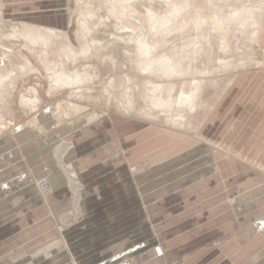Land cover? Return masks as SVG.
Listing matches in <instances>:
<instances>
[{
    "label": "rangeland",
    "instance_id": "1",
    "mask_svg": "<svg viewBox=\"0 0 264 264\" xmlns=\"http://www.w3.org/2000/svg\"><path fill=\"white\" fill-rule=\"evenodd\" d=\"M0 77L3 194L25 195L26 176L39 185L65 166L76 189L60 156L73 140L109 151L107 182L125 186L128 173L150 169V200L154 181L169 189L155 217L118 220L126 225L90 246L63 243L78 205L51 228L39 203L25 219L33 264H236L228 246H264L254 234L239 240L232 216L240 203L264 216V0H0ZM211 160L219 170L208 179ZM191 180L199 190L185 192Z\"/></svg>",
    "mask_w": 264,
    "mask_h": 264
},
{
    "label": "crops",
    "instance_id": "2",
    "mask_svg": "<svg viewBox=\"0 0 264 264\" xmlns=\"http://www.w3.org/2000/svg\"><path fill=\"white\" fill-rule=\"evenodd\" d=\"M66 143L67 144L61 145L62 148H60V152L62 155L60 154V156H63V158L66 156L67 159L71 161L67 166H70L75 171L77 179V185L75 186L76 190L70 183L65 165H63V167L65 166V173L61 174L60 178L57 180L49 178V182L53 189L46 195L41 193L39 185L36 182L37 179L41 178V176L38 175L35 177V180H33V178L31 179V175L30 180L26 176L24 181H27V184H25L27 186V193L25 195H18L15 193L3 194L6 188H0V260H6L3 254L8 252V250H17L19 252L25 250L20 255L16 257L13 256V260L11 261L14 262V264H33V254H31L33 252V246H35L33 244V216H31L28 222H26L25 219L27 215L33 214V207L37 206L39 203L45 204L49 210V212L41 218L42 220L40 219L39 223H50L51 228H53V219H57V221L62 219L63 222L65 219L69 221L73 215L71 208H73L74 204L75 206L78 205V209L73 215V220L76 219L75 216L79 213L82 215V219L70 223L69 227L66 228L67 230L64 231L65 242L63 243L67 246L95 245L101 240L96 239L97 236H111L117 233V231H114L115 228L117 229V226L126 225V221L121 223L118 220L133 218L137 213L144 219H152L158 214L157 212L161 210L159 203L163 196H165L166 192L164 191L168 189L166 188L168 186H163L164 184H160L159 182L156 183L155 181L153 184H150L154 186L152 193H150L153 199L150 200L149 194L146 195L148 181L145 179V175L150 176V169H139L132 174L128 173L127 177H130L128 180L130 182L125 186L118 187V185H116L117 183L113 184L111 180L108 182L105 180L106 175L113 174L115 170L111 164L108 165L111 159L109 151L104 149L94 150L95 143L88 144V142L85 143L81 140H73L72 142ZM2 146L0 147L3 148ZM91 148L94 151H91ZM212 155H214L213 152ZM212 157L213 156H211V158ZM82 160L89 161L90 163L86 162L88 166L82 165ZM42 168L43 166H40V169ZM209 168L210 173L207 176L208 179H211V177L213 178L216 176L215 174L218 172L219 168L217 163L212 160L211 167L209 163H207L206 171H208ZM163 171H165L164 168L154 169L152 170V175H157L158 173L160 175V172ZM198 171L199 170L189 174L193 175ZM208 179H196V182L201 180V183H208ZM17 181L19 182V180H13L11 183L16 186ZM138 181L140 184L144 185L140 187ZM193 182L194 181L191 182L189 188H187L185 192L191 191L192 193L199 190L200 186L197 184L194 185ZM172 188L173 190H181L182 185H176ZM210 188L206 187V193H212ZM75 192L77 193L76 202L74 197ZM181 192L182 191H178L175 198H178ZM253 201L257 202V199ZM124 202H126V205H124ZM206 206L207 209L211 207L208 204H206ZM235 209V214H232V216L235 225L239 226V230L236 232L238 239L243 240L245 237L253 234L258 240L264 238L263 211L254 209L247 211L244 203L237 204ZM220 217L228 218L229 211L222 213ZM250 219L259 220L252 223ZM159 232L158 230V236ZM39 238L43 240V237H38L36 240ZM107 241L111 242V239L106 237L102 240V244ZM159 243L158 246H163ZM228 247L231 248L233 252L236 251V253L229 258L230 261L236 262V264H264V246L261 244L260 246ZM157 250H159V253L157 252L158 255L156 259L158 261H163L166 255L165 247H158ZM205 251L206 257L213 252L211 249H205ZM28 254H31L30 258ZM0 264H2V262H0ZM84 264H87V262H84ZM122 264H134V262L131 259Z\"/></svg>",
    "mask_w": 264,
    "mask_h": 264
},
{
    "label": "bare ground",
    "instance_id": "3",
    "mask_svg": "<svg viewBox=\"0 0 264 264\" xmlns=\"http://www.w3.org/2000/svg\"><path fill=\"white\" fill-rule=\"evenodd\" d=\"M126 4V3H125ZM252 18V17H251ZM227 19H229V18H227ZM157 23V22H156ZM155 24V23H154ZM153 24V25H154ZM166 24V22L164 23V25ZM163 27V22H159V24H156L155 26H154V28L156 29V30H162L161 28ZM168 27V26H167ZM169 27H170V25H169ZM171 28V27H170ZM168 29V28H167ZM173 29V28H172ZM168 30H170V29H168ZM165 31V29L163 30V32ZM168 33V32H167ZM86 34V33H85ZM11 35V34H10ZM164 35V34H163ZM143 41V40H142ZM33 42V41H32ZM143 43V42H142ZM151 43H153V42H151ZM154 45V44H153ZM155 46V45H154ZM140 48V47H139ZM90 53V52H89ZM84 55V54H83ZM170 65V64H169ZM167 70V69H166ZM1 78V77H0ZM5 79H7V78H5ZM73 80V79H72ZM71 80V81H72ZM70 81V82H71ZM2 82H3V78H2ZM4 84H5V82H4ZM7 85V84H6ZM189 97V96H188ZM192 98V97H191ZM62 147V146H61ZM73 184H77V183H75L74 181H73ZM76 190V189H75Z\"/></svg>",
    "mask_w": 264,
    "mask_h": 264
},
{
    "label": "built area",
    "instance_id": "4",
    "mask_svg": "<svg viewBox=\"0 0 264 264\" xmlns=\"http://www.w3.org/2000/svg\"><path fill=\"white\" fill-rule=\"evenodd\" d=\"M39 185L42 188V190H48L50 189V185L47 179H41L39 181Z\"/></svg>",
    "mask_w": 264,
    "mask_h": 264
}]
</instances>
